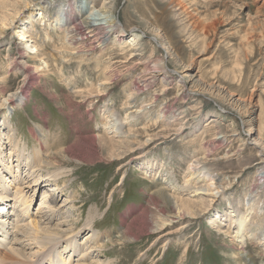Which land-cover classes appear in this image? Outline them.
Instances as JSON below:
<instances>
[{
  "label": "rangeland",
  "instance_id": "374dc122",
  "mask_svg": "<svg viewBox=\"0 0 264 264\" xmlns=\"http://www.w3.org/2000/svg\"><path fill=\"white\" fill-rule=\"evenodd\" d=\"M18 1L0 0V19L2 15L11 17L25 12V6ZM85 2L84 14L87 15L89 9L100 8L104 0ZM48 10L54 12V9ZM115 13L126 33L135 27L144 32L143 54L146 58L155 56L163 60L170 73H162L157 81L145 86L148 73L132 69L131 62L128 64L132 71L127 74L128 66L122 64L126 58L113 50L110 54L112 63L115 62L114 72L108 75L107 91L100 94L95 86L102 76L95 61H91L93 55L84 57L90 60L80 65V59L74 56L62 60L58 48L63 34L49 32L51 40H46L44 26L29 25V32L38 36L37 46L49 69L42 70L36 81L24 87L23 105H12L7 112L0 111V131L7 137L9 129L13 128L19 144L27 147L26 154L35 149L44 151L54 165L50 170L65 172L61 181H69L68 184L61 182L53 192L55 183H35L33 177L28 176L24 162L17 167L20 163L15 155H10L12 152L6 144L5 155L12 158L6 166L11 173L0 167L9 192L6 210L14 207L19 180L27 177L29 186L22 188L24 194L33 197L30 215L43 220L42 227L51 219V214L40 207L45 200L59 209L54 219L49 220V227L62 224L60 230L73 229L79 244L90 240L87 235L92 231L85 226L90 216L94 217L93 229L100 238L108 235L114 240V237L124 236L127 228L138 236L133 239L126 235L127 240L106 243L102 251L93 249L89 263L243 264L239 254L244 251L256 264H263L262 247L248 242L241 249L229 228L233 219L225 213L229 207L244 212L246 190L256 182V154L249 142L240 138L242 132L250 125L256 135L264 139V0H115ZM70 17L69 29L80 15L72 11ZM147 26L160 31L173 55L154 43ZM11 32L13 29L9 26L0 37V104L11 93L22 90L23 85L20 73L7 70L9 59L22 52L21 48L10 44L14 42L9 36ZM67 51L73 53L71 49ZM96 53L94 57L99 51ZM26 61L32 71L35 62ZM187 66L195 76L194 82L200 85L192 88L191 93L181 88L180 78L173 73H181ZM211 85L222 88L221 92L211 94ZM133 89H141L140 99L143 104H151L152 116H157L154 111L167 107L169 124L140 119L131 127L130 141L134 142V147L124 158L120 156L123 152L120 143L110 142L103 130L106 120L102 109L105 105L121 114L128 93ZM231 99H239L246 107L231 105L235 104ZM9 112L10 119L5 120L4 115ZM172 115L180 123L183 119L187 122L197 117L194 124L199 125L188 126L181 135L173 136L179 122L171 121ZM210 119L215 122L211 123ZM243 122H247L246 125ZM205 155L217 178L221 179L219 185L225 187V196L215 202L209 213L195 216L197 219L193 220L187 217L185 221H191L192 225L183 231L175 221L160 226L165 218L162 200L155 192L162 189L173 194L171 185L183 187L191 161L195 156ZM47 194L52 196L46 200ZM261 196L262 205L264 195ZM218 213L221 220L216 219ZM263 218L264 214L257 220ZM215 220L213 224L211 221ZM162 236H169L170 241L159 240ZM32 249L42 252L36 246ZM78 255L73 256L72 264ZM49 261L44 264L52 262Z\"/></svg>",
  "mask_w": 264,
  "mask_h": 264
},
{
  "label": "bare ground",
  "instance_id": "6f19581e",
  "mask_svg": "<svg viewBox=\"0 0 264 264\" xmlns=\"http://www.w3.org/2000/svg\"><path fill=\"white\" fill-rule=\"evenodd\" d=\"M18 2H21L25 6V12H22V14L14 13L15 15L11 17L8 15H2L0 19V37L5 35L9 26L13 29V32L9 33V36L14 42H11L10 44L18 46L22 49V52L19 53L18 56H10L11 58L8 61L9 67L7 70L20 73L23 77V85L21 87L22 90L19 88L16 92L11 93L5 98L3 103L0 104V111L7 112L12 105H23L22 103H24L26 98L25 94H23L25 92L23 91L24 87L30 82L36 81L39 75L38 73L42 70L49 69L48 63L44 61L40 55L39 47L37 46L38 36L29 32V25L31 24L38 23L41 26H44L43 31L45 32V37H47L46 40H51L49 32L63 34L61 45L58 48V53L62 60H65L67 57L73 59L71 56H74L75 59H80V65L87 63V61L90 60L85 59L84 57L93 55L91 61H95V67L102 76L99 77L97 85L95 86V84H93V86L96 87L97 92L100 94L107 91V88L110 85L108 75L111 72H114L112 67L114 68L115 62L112 63L113 58L110 54L113 50H118L119 56L126 58L125 61L123 60L122 64L128 66L127 70H125L127 74H129L132 69L136 68L142 69L148 73V77L144 80L145 86L157 81L162 73H170L163 60L156 59L155 56L146 58L143 54V31H139L138 28L135 27L130 29L129 33H126V30H124L116 17L115 0H104V3L100 8L93 7L89 9L90 12L87 15L84 14L86 8L85 0H60L59 2L56 0H46L45 4L42 3L43 1L39 2V0H20ZM48 9H54V12L51 13ZM72 11L77 12V14L80 15V18L75 20L72 24L73 26L69 29L70 24L72 23V18L70 17ZM148 30V33L152 35L151 39L154 43L165 49L168 55H173L167 45V41L160 31L151 26L148 27ZM76 46L78 49H76ZM80 46L83 47V49H81ZM67 49L73 50V53L68 52ZM74 50L76 51L74 52ZM97 51H99V55L94 57V54H97ZM26 59H31L35 62V66L32 70L33 72ZM128 63H131L130 65L132 66V69L129 67L130 65ZM190 70L191 67L187 66L183 72L178 73L174 71L173 73L180 78L181 88L191 93L193 92L192 88L200 85H198V82H194L195 76L191 74ZM221 89L222 88L219 86H209L211 94L220 93ZM140 90L133 89L132 92L128 93L127 101L123 104V111L121 114L105 105L102 109L103 116L106 120L104 122L103 130L108 136L110 142L120 143V146L123 149V152L120 154L121 157H123L127 151H132L134 142L130 141L132 138L130 131L131 127L135 126L140 119L146 118L148 121L155 120L154 122H156V124L158 121H165V123L169 124L168 120H166L167 107L158 110V113L154 111L157 116H152V113H150L153 112L151 111V104H143V101L140 99ZM231 101L235 103L231 104L233 106L235 105L241 108L246 107V104H241L242 101L239 99H231ZM4 118L5 120L10 119V112L8 114L5 113ZM184 118H187V116ZM171 119V121L179 122V120L173 115ZM197 120V117H192L187 120V122L185 119L181 120L183 122L176 124L177 126L173 130V136L181 135L188 126L194 125V127H197L199 123L194 124ZM171 121L170 123H173ZM210 122L212 123L215 121L210 119ZM243 123L246 125L247 122ZM240 138H242L244 142H249L253 152L256 154V182L251 184L246 190L243 204L244 212H237L232 210L233 207H229L225 214L233 219V221L230 222L231 224H229V228L232 229L234 238L241 246V249L246 247L248 242H254L259 248L262 247L264 251V218L257 220L262 218V215L264 214V202H262V205L260 203L262 198L261 194L264 195V139L261 136H257L254 128L250 125L242 132ZM5 145L10 147V151L12 152L10 155H15L16 161L20 163L17 167L22 166L23 162V166L28 167V176L33 177L35 183H55L54 189L51 190L52 192L56 190V186H59L61 182L63 184H68L69 180L61 181L66 174L65 172L63 173L54 169V171L50 170L54 165L51 160L45 156L44 151L42 152L40 149H35L31 154H26L27 147L25 144L22 146L19 144L17 134H15L13 128L9 129L7 137H3V133L0 131V167H5L6 172L11 173L10 168L6 166L12 158L10 159L5 155ZM113 154H115L114 150ZM208 158L209 157L206 155L203 157L195 156V159L191 161L186 170V181L184 186L177 187L176 185H171L173 194H168L169 192L162 189L155 192L156 197L162 200V204H160L162 205L163 216L165 218L162 220L163 223L160 224V226H165L167 223L170 225L175 221L179 223L183 231L185 228L192 225L191 221H185L188 219L187 217H189L190 220H193L197 219L195 216H202L209 213L214 207L215 202L219 198H222V196H225V187L219 185L221 179L217 178V174L214 173L212 164H210ZM1 173L3 172H1L0 169V264H44L46 260H50L49 262L52 261L49 264H72L71 260L74 255H77V253H79L78 259L73 264H108L99 263L98 261L89 263L93 249L102 251L106 243L127 240L126 235L133 237V239H138V236L130 233V228H127L128 231L124 236L121 235L122 237H114V240L108 235H103V238H100L101 235L93 229L94 217L90 216L85 225L92 231V234L88 233L87 235L90 240L87 241V243H84L85 241H83L79 244L76 241L73 229H68V231L60 230L62 224L49 227L50 221L54 219L53 215L57 214L59 209L51 206V204L45 200L40 204V207L41 209H46V212L51 214V219L45 223L46 226L42 227L41 223L43 224L44 221L36 220V218H32L30 215L33 197L24 194L25 192L22 188L23 186H25V188H28L29 186L27 185L29 183L27 177L19 180L14 198V210L13 208H10L11 210L7 211L6 208L9 206V203H7L8 201L6 200L9 192ZM164 182L167 181L165 180ZM51 196V194H47L44 199ZM184 196H187V199L185 198L186 200L183 199ZM71 198L72 197H69V199ZM219 218H222V216L218 213L216 219L221 220ZM211 222L215 224L216 220ZM221 225L223 224L221 223ZM164 238L167 239L169 236H164ZM164 238L162 236L159 240H163ZM103 239L104 241H102ZM169 241L170 240L167 239L165 242ZM34 246L40 248L42 252H34L32 249ZM239 255L243 264H256L250 254L243 251L240 252ZM60 260H62L61 263ZM110 262L111 261H109V263Z\"/></svg>",
  "mask_w": 264,
  "mask_h": 264
}]
</instances>
